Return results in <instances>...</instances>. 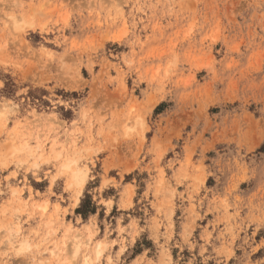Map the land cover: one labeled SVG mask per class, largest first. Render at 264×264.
I'll return each mask as SVG.
<instances>
[{
    "label": "rangeland",
    "instance_id": "rangeland-1",
    "mask_svg": "<svg viewBox=\"0 0 264 264\" xmlns=\"http://www.w3.org/2000/svg\"><path fill=\"white\" fill-rule=\"evenodd\" d=\"M0 264H264V0H0Z\"/></svg>",
    "mask_w": 264,
    "mask_h": 264
}]
</instances>
